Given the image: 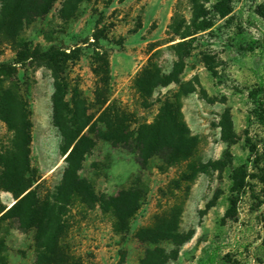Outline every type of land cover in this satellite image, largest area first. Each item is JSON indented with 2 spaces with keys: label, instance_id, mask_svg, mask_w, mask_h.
I'll return each mask as SVG.
<instances>
[{
  "label": "rangeland",
  "instance_id": "374dc122",
  "mask_svg": "<svg viewBox=\"0 0 264 264\" xmlns=\"http://www.w3.org/2000/svg\"><path fill=\"white\" fill-rule=\"evenodd\" d=\"M216 1L86 0L65 20L63 0H55L20 33L0 31V81L15 84L29 110V155L41 190L60 181L69 153L61 154L53 122L55 74L42 56L50 45L71 55L59 71L90 113L100 77L93 68L108 62V102L115 99L117 108L131 113L130 129L151 122L164 97L180 95V85L187 91L180 95L193 138L186 159L167 164L152 157L140 166L134 153L101 140L84 157L79 174L94 194L106 198L132 188L136 209L122 222L98 202L72 199L62 240L82 264H198L208 255L212 264H264V123L255 114L257 102L264 107V16L257 12H264V0H232L224 17L217 16ZM205 20L213 24L196 30ZM180 41L186 44L171 48ZM152 54L179 82L155 87L146 98L133 79ZM11 136L0 120V152ZM241 166L246 188L229 210ZM15 201L0 189L6 208ZM0 237L9 264H36L32 230L4 224Z\"/></svg>",
  "mask_w": 264,
  "mask_h": 264
},
{
  "label": "trees",
  "instance_id": "16d2710c",
  "mask_svg": "<svg viewBox=\"0 0 264 264\" xmlns=\"http://www.w3.org/2000/svg\"><path fill=\"white\" fill-rule=\"evenodd\" d=\"M83 1L86 0H63L60 18H72ZM54 2L55 0H1L0 31L20 33L26 24L46 15ZM214 10L219 17L228 15L232 11V0H217ZM257 12L264 16L260 7ZM212 24V20L202 21L196 30H204ZM182 44L186 42H177L171 48L177 49ZM261 44L264 50V41ZM153 54L133 79V87L141 97H149L155 87L179 82L173 71L166 74L153 62ZM42 56L50 62L55 74L52 116L61 139L60 151L65 154L69 150V153L64 159L65 166L60 181L53 189L41 190L42 185L37 182L40 176L31 166L29 155V110L18 87L15 84L4 86L0 81V120L12 132L9 147L0 152V189L9 192L16 200L8 208L0 202V228L4 224H12L22 231L32 230L36 264H82L62 240L66 231L63 216L72 199L80 197L84 201L98 202L103 211H110L122 222L136 209L132 188H127L116 196L97 197L91 184L79 174L84 157L90 153L96 140H101L134 153L140 166H144L152 157L167 164L186 159L193 150V138L183 120L180 95L187 91L180 85V95L164 97L151 122H143L135 129H130L131 113L117 108L115 99L108 102L110 71L106 60L93 68V73L100 77L97 90L95 89L96 109L90 113L87 100L76 94L79 92L77 87L71 88L64 82L62 72L59 71L71 55L50 45L42 52ZM68 93L71 94L70 97H67ZM248 95L254 101V94L249 92ZM256 104V117L264 123V107H260V101ZM249 150L251 154H256L254 145L251 144ZM241 168L242 166L234 173L235 195L230 198L229 210L235 208L239 194L246 188L244 176H238ZM7 250L4 238L0 237V264H9ZM212 262V255H208L198 264Z\"/></svg>",
  "mask_w": 264,
  "mask_h": 264
}]
</instances>
